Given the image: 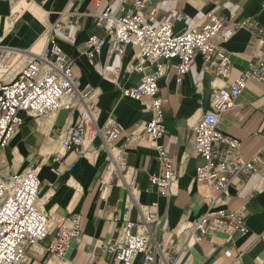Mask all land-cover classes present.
I'll return each mask as SVG.
<instances>
[{"label":"crops","instance_id":"1","mask_svg":"<svg viewBox=\"0 0 264 264\" xmlns=\"http://www.w3.org/2000/svg\"><path fill=\"white\" fill-rule=\"evenodd\" d=\"M135 1L0 0V46L30 57L37 55L36 49L41 54L51 41L60 45L72 61L74 78L82 88L95 89L99 125L116 122L124 126L116 147H122L127 136L151 120L148 100L137 102L121 95V87L139 84V74L124 73L126 66L137 62L138 50L129 46L120 57L110 54L105 45L90 61L87 44L92 36L108 39L106 28L97 26L94 17L108 8L133 11ZM180 13L189 19L177 20ZM210 13L225 21L229 37L223 48L230 56V79L234 80L254 58L264 55V39L256 36L258 30H264V0H144L145 17L154 14L157 20H169L180 34L205 25ZM62 17V31L54 30ZM247 22L253 26L244 25ZM176 65L177 61L166 62L158 83V95L164 101L162 143L178 174L167 197L150 184L159 164L149 142L128 151V172L124 180H117L99 139L81 158L62 148L76 112L60 110L43 118H25L0 153V179L6 181L29 168H39L40 208L52 218L79 216L82 228L64 258L55 259L47 251L52 232L29 251L26 264H113L107 246L119 236L125 221L139 218L135 203L158 215L152 227L156 259L163 254L173 264H264V83L250 82L219 126L225 135L241 142V156L253 163L255 171L241 187H230L214 208L246 210L247 232L214 234L197 241L193 227L210 207V190L195 180L203 160L195 150L194 128L212 108V89L225 87L226 82L208 74L202 57L197 56L189 73L177 83ZM115 70L120 71L118 80ZM72 164L75 166L70 169ZM131 180L136 184L133 197L124 183ZM136 264H142V257Z\"/></svg>","mask_w":264,"mask_h":264},{"label":"built area","instance_id":"2","mask_svg":"<svg viewBox=\"0 0 264 264\" xmlns=\"http://www.w3.org/2000/svg\"><path fill=\"white\" fill-rule=\"evenodd\" d=\"M143 10L144 0H136L133 11H126L123 7L115 11L108 8L94 17L97 26L106 28L108 39L92 36L87 45L90 61L105 45L110 54L120 57L129 46L138 50L137 62L126 66L124 73L139 74V84L131 88L121 87V95L137 102L148 100L150 122L127 136L122 147H116V141L125 131L124 126L116 122L99 125L100 110L95 89L90 86L82 88L81 82L74 78L71 59L60 45L51 41L41 54L28 57L9 82L0 84V153L16 136L26 117L43 118L60 110L76 112V121L62 142L64 150L81 158L85 150L99 139L108 156L110 172L117 180H124L128 172V151L147 141L156 151L159 164V172L150 179V184L162 197H167L178 174L162 143L164 101L158 95V83L166 62L177 61V83H181L195 58L201 56L205 71L226 82V86L212 89V108L194 128L195 150L203 160L196 169L195 180L210 190L207 196L210 207L195 223L194 238L202 241L214 234L245 233L246 210L228 212L214 206L230 187H241L255 167L251 161L242 158L241 142L225 135L219 126L222 116L235 107L250 82L264 83V55L254 58L236 79L231 80L232 64L223 48L229 36L222 18L210 13L205 25L180 34L174 31L173 22L157 20L154 14L145 17ZM176 19L188 20L189 16L180 13ZM63 20L62 17L57 21L53 29L62 31ZM244 25L253 26L248 22ZM256 36L264 39V30H258ZM9 53L10 50L0 46V59ZM114 72L115 80H118L120 71ZM74 166L72 164L70 169ZM124 183L133 197L136 192L134 180ZM40 190L37 167L13 175L6 181L0 179V264H26L29 251L52 232L54 236L47 251L51 257L62 259L79 238L82 231L79 216L67 220L52 218L39 206ZM135 205L140 214L137 221H125L119 236L107 246L113 264H136L139 257H142V264H173L172 259L163 254L155 258L152 227L157 224L158 215L145 211L137 203Z\"/></svg>","mask_w":264,"mask_h":264},{"label":"rangeland","instance_id":"3","mask_svg":"<svg viewBox=\"0 0 264 264\" xmlns=\"http://www.w3.org/2000/svg\"><path fill=\"white\" fill-rule=\"evenodd\" d=\"M40 52V49L34 51L35 54H39ZM6 58L8 59V65L6 68L0 69V84L9 82L29 59L27 56L25 57L14 53H9Z\"/></svg>","mask_w":264,"mask_h":264},{"label":"bare ground","instance_id":"4","mask_svg":"<svg viewBox=\"0 0 264 264\" xmlns=\"http://www.w3.org/2000/svg\"><path fill=\"white\" fill-rule=\"evenodd\" d=\"M20 55V54H19ZM24 56V55H21ZM26 57V56H25ZM8 59L5 57L4 59H0V69H4L6 68V66L8 65Z\"/></svg>","mask_w":264,"mask_h":264}]
</instances>
